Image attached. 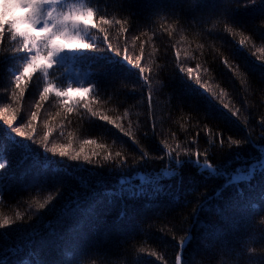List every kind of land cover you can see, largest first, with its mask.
<instances>
[{
	"label": "trees",
	"instance_id": "obj_1",
	"mask_svg": "<svg viewBox=\"0 0 264 264\" xmlns=\"http://www.w3.org/2000/svg\"><path fill=\"white\" fill-rule=\"evenodd\" d=\"M74 7L95 13L79 29L92 48L65 50L23 96L30 55L4 25L0 220L14 223L0 229V264H264V0L58 11Z\"/></svg>",
	"mask_w": 264,
	"mask_h": 264
},
{
	"label": "snow or ice",
	"instance_id": "obj_2",
	"mask_svg": "<svg viewBox=\"0 0 264 264\" xmlns=\"http://www.w3.org/2000/svg\"><path fill=\"white\" fill-rule=\"evenodd\" d=\"M59 2L60 0H14V3H10L9 0H4L3 12H0V46L3 45L5 40L4 25L7 23V31L11 35V38L15 40L17 37H20L23 40L22 50L30 55V62L24 67L23 72L15 77V84L20 90L21 96H23L25 91L24 87L21 86V82L24 81L26 83L27 78H29L32 73L40 70H44L45 74H47L46 70L52 68L58 54L65 50L92 48L91 44L84 41L82 35L79 33V29L82 25L85 27L97 26L94 22L95 13L93 10L91 8L83 10L74 7L68 11H58ZM10 7H19L26 10L27 14L22 20V23L25 25L23 29L18 26L17 21L14 20L9 23L5 20ZM110 23L111 21L101 17V25ZM241 43H243V41ZM109 47H111V45ZM124 58L128 60L127 56ZM128 62L132 64L131 60H128ZM134 67L139 69L141 73L149 71V69L141 67L139 63H136ZM190 73L191 70H189V74ZM54 88V85L46 87L41 100H47L49 93L53 91ZM71 91L72 89H68L67 91L56 90V96H67ZM83 91L88 93L91 89L85 88ZM85 107H87V104ZM69 111H71V109H69ZM33 119H35V116ZM103 119L107 120L108 118L103 117ZM109 122L111 123V121ZM8 123L11 125V120H9ZM261 123L264 124V120H262ZM17 131H19V129H17ZM20 134L23 135V133ZM125 135H127V133H125ZM232 142L234 144L237 143L236 141ZM88 143L94 144L95 141H88ZM50 151L55 153L57 149L53 147ZM60 155H68L67 149L61 148ZM93 155H96V153H93ZM199 155L200 154L197 153V158H199ZM116 156L119 157L120 153L117 152ZM79 158V153L73 157V159ZM84 159L88 163H92L91 157L85 156ZM122 163H126V161ZM207 167L215 171L210 164ZM258 167L264 169V161H261ZM5 168L6 163L0 162V170H4ZM252 171H255V169L250 170L249 175H251ZM6 178L7 174L0 172V182H3ZM49 199L51 200L52 198L50 197ZM39 208L44 209L45 204H39ZM207 210L210 211V209ZM217 212H220V209H217ZM12 223H14V221L9 219L0 220V229H4ZM181 244H183V241H181ZM177 264H182V258L180 256L177 257Z\"/></svg>",
	"mask_w": 264,
	"mask_h": 264
},
{
	"label": "rangeland",
	"instance_id": "obj_3",
	"mask_svg": "<svg viewBox=\"0 0 264 264\" xmlns=\"http://www.w3.org/2000/svg\"><path fill=\"white\" fill-rule=\"evenodd\" d=\"M4 0H0V7L3 6ZM10 3H14V0H9ZM8 12H10L9 14H14L17 15V21L20 22V28L23 29L25 27L24 24H22V20L23 18L26 16V10L19 8V7H10ZM64 52H61L59 55H62Z\"/></svg>",
	"mask_w": 264,
	"mask_h": 264
}]
</instances>
